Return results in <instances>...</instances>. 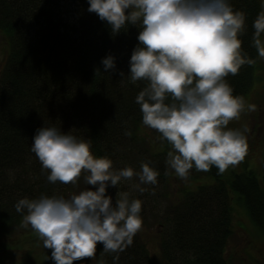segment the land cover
<instances>
[{"label":"trees","instance_id":"trees-1","mask_svg":"<svg viewBox=\"0 0 264 264\" xmlns=\"http://www.w3.org/2000/svg\"><path fill=\"white\" fill-rule=\"evenodd\" d=\"M230 3L245 14L241 48L253 63L225 79L233 94L246 100L260 59L252 43V25L263 9L260 0ZM87 9L88 0H0V32L8 50L0 70V238L8 227L23 221L25 213L15 210L19 199L63 195L84 182L83 171L75 183L48 181L47 170L31 151L35 131L44 123L90 140L92 153L109 157L113 168H123L133 158L140 166L147 162L157 169L162 182L170 175L162 157L171 146L149 138L135 100L147 82H133L127 75L140 29L126 25L113 34L106 21ZM108 54L114 55L116 69L104 72L101 60ZM192 171L191 177L204 175L212 182L194 190L183 187L176 202L167 206L158 255L150 252L138 231L118 254L103 252L99 242V259L104 264H230L225 247L233 232L232 194L264 231V153L261 181L252 169L232 171L229 177L215 166ZM114 192L115 187L108 188L109 194ZM50 252L46 249L35 260L0 259V264H53Z\"/></svg>","mask_w":264,"mask_h":264},{"label":"clouds","instance_id":"clouds-1","mask_svg":"<svg viewBox=\"0 0 264 264\" xmlns=\"http://www.w3.org/2000/svg\"><path fill=\"white\" fill-rule=\"evenodd\" d=\"M87 10L106 21L113 34L126 25L140 29L127 75L147 82L135 97L142 123L171 146L166 165L177 177L187 179L193 167L208 171L215 166L223 173L245 156L247 128L227 127L245 111V100L225 79L253 63L241 48L242 11L234 10L230 0H88ZM252 26L253 46L264 58V11ZM101 63L104 72L116 69L112 54ZM31 151L49 182L75 183L83 171L86 185L95 186L67 197L41 194L16 202L15 210L25 213L23 224L51 249L53 264H83L82 258L95 257L97 242L103 252L117 254L132 244L142 227V200L119 190L113 200L108 188L136 176L139 183L133 187L143 193L140 185L157 184V169L147 162L138 172L131 166L114 169L109 157L92 153L90 140L54 123L36 129Z\"/></svg>","mask_w":264,"mask_h":264},{"label":"rangeland","instance_id":"rangeland-1","mask_svg":"<svg viewBox=\"0 0 264 264\" xmlns=\"http://www.w3.org/2000/svg\"><path fill=\"white\" fill-rule=\"evenodd\" d=\"M261 2V0H260ZM264 11V5H262ZM261 39H264V34ZM6 38L0 32V70L2 69L7 56ZM259 70L255 71V79L253 85L247 94L245 111L239 119H233L227 127L239 128L243 130L247 128V150L245 156L234 165H230L224 172L225 177H229L231 172H240L245 169H252L259 181L262 180V157L264 153V58L259 57ZM257 77V78H256ZM255 105L254 111H248L247 105ZM150 139L161 143L157 137L160 135L154 129H147ZM148 138V137H147ZM145 137V140H147ZM162 148H158V151ZM142 155H147L143 150ZM162 158H167L162 157ZM129 165L135 171H140L141 166L133 158L127 159ZM166 163V161H165ZM161 167V166H160ZM158 167V168H160ZM165 170L170 173L168 180L162 182L157 179V184L140 185L146 189L143 193L137 191L133 185L139 183L138 177L133 176L130 180H122L115 187L113 200L116 198L117 191H129L132 196L142 200V227L139 230L141 237L147 245L150 252L154 255L159 254V240L161 232L164 228V211L167 206L176 202L179 190L183 187L187 189H196L201 184L211 183L212 180L204 175L198 178L191 176L195 175L192 169L187 179H181L175 175L174 170L170 169L166 164ZM120 169V168H114ZM87 187L94 188L95 186L86 185L85 181L72 187L68 193L63 194L67 197L71 193H79ZM111 188V187H109ZM180 197V195H179ZM230 204L232 205V234L229 237L226 247L225 256L230 264H264V231L257 228L242 203L237 200L235 194L231 195ZM6 234L0 238V259H10L20 261L31 257L32 259L39 258L42 253H45L46 248L43 242L36 235L34 238L30 234L35 233L31 226H25L23 222L20 226L12 225L6 229ZM3 244L11 245L10 248H5ZM99 242L96 245L95 257L82 258L83 264H97L100 253L98 250ZM73 264H81V260L73 261Z\"/></svg>","mask_w":264,"mask_h":264}]
</instances>
